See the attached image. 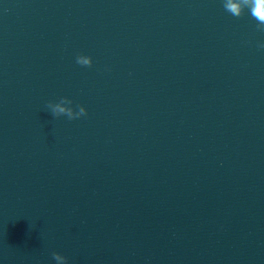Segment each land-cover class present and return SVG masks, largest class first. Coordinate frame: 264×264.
I'll return each instance as SVG.
<instances>
[{
	"label": "water",
	"instance_id": "obj_1",
	"mask_svg": "<svg viewBox=\"0 0 264 264\" xmlns=\"http://www.w3.org/2000/svg\"><path fill=\"white\" fill-rule=\"evenodd\" d=\"M223 4L0 0V264L113 262L264 84V32Z\"/></svg>",
	"mask_w": 264,
	"mask_h": 264
},
{
	"label": "clouds",
	"instance_id": "obj_2",
	"mask_svg": "<svg viewBox=\"0 0 264 264\" xmlns=\"http://www.w3.org/2000/svg\"><path fill=\"white\" fill-rule=\"evenodd\" d=\"M223 6L228 13L237 18L242 16L245 8L250 9L251 16L258 21V30L264 32V0H224ZM258 47L264 49V43L259 44ZM76 63L83 67L92 66L91 58L83 55L76 58ZM71 103L72 101L62 98L59 103H49L47 107L51 109V114L54 117L64 115L67 116L69 120L79 119L87 115L85 108L82 106H78L79 110L75 113H73L71 108L61 107L62 104ZM52 257L53 259L61 258L57 253H52Z\"/></svg>",
	"mask_w": 264,
	"mask_h": 264
}]
</instances>
